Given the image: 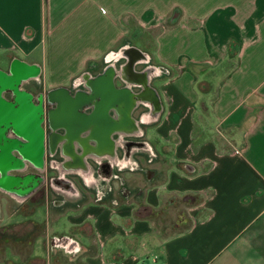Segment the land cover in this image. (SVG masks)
Masks as SVG:
<instances>
[{
  "label": "crops",
  "instance_id": "crops-1",
  "mask_svg": "<svg viewBox=\"0 0 264 264\" xmlns=\"http://www.w3.org/2000/svg\"><path fill=\"white\" fill-rule=\"evenodd\" d=\"M228 59L201 87L200 65ZM144 133L150 155L130 144ZM140 156L126 192L64 184ZM2 159L7 264H264V0H0Z\"/></svg>",
  "mask_w": 264,
  "mask_h": 264
},
{
  "label": "rangeland",
  "instance_id": "rangeland-1",
  "mask_svg": "<svg viewBox=\"0 0 264 264\" xmlns=\"http://www.w3.org/2000/svg\"><path fill=\"white\" fill-rule=\"evenodd\" d=\"M154 33H155L154 31L142 32V35L139 36V38H138L139 40H137V41H140V44L144 48L150 49L153 45ZM149 64L159 66V64H155L152 61H150L149 63H146V65H149ZM233 65H234L233 59L224 60L221 63L220 62L219 63H210V64L204 63V64L200 65L199 75L201 77H200L199 83H200L201 87H203V88L210 87V88H212V90H214L218 79L222 75H224ZM162 66H164V65H162ZM178 69L179 68L172 69V70L169 69L168 73L178 72ZM223 132L231 133V132H233V129L229 128V127L227 129L223 128ZM141 137L145 138V133H144V135L142 134ZM215 139L218 140L220 147H227V145H229V144H226L224 142V140L221 138V134H216ZM141 141H142V143L141 142H139V143L130 142V144H131V146L134 144L135 145H141L142 144L144 146H148V147H144V148H146V150H148L147 151L148 155H150L149 149H152L151 142L150 143L147 142V139L146 140L142 139ZM136 150H138V149L137 148L134 149V151H136ZM145 158H146V156H145ZM145 158H144V156H140V159H138V158L134 159L131 157L130 160L137 163V165L135 166V169L138 170L141 167L148 166L150 159H148V158L145 159ZM58 160H59V158L56 154L51 155V154L46 153V166L44 168L43 176H42L43 177L42 179L45 180V182H50L52 180L54 183H56L58 181V180H54V179L55 178L57 179V177L59 176V171L57 170V168H54L51 166L54 161H58ZM146 160H147V162H146ZM91 164L93 165V168H94V171L96 174L95 180H94L95 184H93V183H92V185L84 184L83 178L79 179L74 174L65 175L66 179L69 176L70 177L68 178L69 179L68 181L64 180V181H66V182H64V184L67 186H68V184H70L72 186V188L77 187V190H78L77 193L79 192L81 194V200L82 201L87 200V199H91V198L99 199V198H97L98 190L102 189L103 186L106 185L107 183L109 185V189L104 190V194H103L101 199H103V197L107 193H109V196H111L112 192H114L113 191L114 189L119 190V185L122 181L121 177H122L123 181L125 180L123 171L125 172L126 170L129 169L128 168L129 166L119 168L115 164H111L109 162H103V161L97 163L96 165H94V163H92V162H91ZM29 171L32 173L33 177H37V176L40 177V174L39 175L36 174V173H40L39 170L34 169V168H29ZM60 184L62 185L63 182H60ZM129 186L131 188H137L136 186H133L131 184H129ZM74 188L71 190L75 191L76 189H74ZM118 190H117V193H119ZM10 194H11L10 192L9 193L8 192H4V193L0 192V234L1 235H7L9 233V224H8V218H9V212H10L9 207L11 208L12 204H15V202H16L15 199L10 196ZM22 195H24V194H22ZM18 198L20 199V197H18ZM5 245H8V244L6 243L3 246L5 247ZM0 260L4 261L6 263L8 260L7 255L6 254L0 255Z\"/></svg>",
  "mask_w": 264,
  "mask_h": 264
},
{
  "label": "built area",
  "instance_id": "built-area-1",
  "mask_svg": "<svg viewBox=\"0 0 264 264\" xmlns=\"http://www.w3.org/2000/svg\"><path fill=\"white\" fill-rule=\"evenodd\" d=\"M154 67V71L157 73L159 71H167V67L166 66H162V65H159V66H156V65H153ZM151 153L152 150L149 149ZM137 165L136 162L134 161H131L130 159L128 158H125V159H122L120 160V162L118 163V167L121 168V167H125V166H129V168L133 169L135 168V166ZM121 183L119 185V188L122 192H126L128 189L126 187V185L124 184V181L121 177ZM109 189V185L108 183L106 185L103 186L102 189L98 190V193H97V198L101 199L103 194H104V190H107ZM115 201V200H114ZM58 243H61L62 245H64L63 247L66 249V250H73L76 248V244L74 242V240L70 239V238H64V237H60V238H56L55 239Z\"/></svg>",
  "mask_w": 264,
  "mask_h": 264
},
{
  "label": "flooded vegetation",
  "instance_id": "flooded-vegetation-1",
  "mask_svg": "<svg viewBox=\"0 0 264 264\" xmlns=\"http://www.w3.org/2000/svg\"><path fill=\"white\" fill-rule=\"evenodd\" d=\"M0 172L3 174V173H7V171L9 170L8 167L12 166L13 165V161L11 160H8V159H2L0 161Z\"/></svg>",
  "mask_w": 264,
  "mask_h": 264
},
{
  "label": "trees",
  "instance_id": "trees-1",
  "mask_svg": "<svg viewBox=\"0 0 264 264\" xmlns=\"http://www.w3.org/2000/svg\"><path fill=\"white\" fill-rule=\"evenodd\" d=\"M198 146V143L194 141L193 147L196 148Z\"/></svg>",
  "mask_w": 264,
  "mask_h": 264
}]
</instances>
